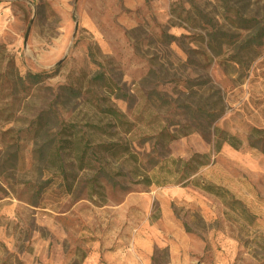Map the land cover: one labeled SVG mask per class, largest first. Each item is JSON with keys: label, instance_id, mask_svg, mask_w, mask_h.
<instances>
[{"label": "rangeland", "instance_id": "rangeland-1", "mask_svg": "<svg viewBox=\"0 0 264 264\" xmlns=\"http://www.w3.org/2000/svg\"><path fill=\"white\" fill-rule=\"evenodd\" d=\"M11 73L52 77L13 87ZM66 124L103 127L109 136L87 133L91 145H124L146 171L162 153L150 131H188L166 147L182 160L210 151L195 126L225 131L241 148L224 145L197 177L254 223L192 187L133 185L124 154L97 155L112 174L100 188L69 170L68 193L48 163ZM253 129L264 132V0H0V264H264V146Z\"/></svg>", "mask_w": 264, "mask_h": 264}, {"label": "trees", "instance_id": "trees-1", "mask_svg": "<svg viewBox=\"0 0 264 264\" xmlns=\"http://www.w3.org/2000/svg\"><path fill=\"white\" fill-rule=\"evenodd\" d=\"M259 37V34H258ZM254 44L259 43L258 39H251ZM10 64L8 61L7 64ZM11 84L13 87L19 85L22 86L25 82L31 85H39L43 80L50 79L52 73L42 74H27L25 78L19 76L18 73H11ZM97 81L103 82V76L97 75ZM111 90L109 87H107ZM75 92V96L78 95V91ZM102 114L109 121L111 126L119 129L124 134H130L133 130L134 124L127 122L124 116L115 111L114 109L107 107L102 109ZM187 114L190 119L201 121H209L208 112L203 113V110L189 109ZM86 131L78 129L74 124L63 125L58 133L54 136L50 151L48 152V163L54 170L52 177L57 178L65 183L64 187L66 191L70 193L72 184L68 183L69 170L81 171L84 173H93L92 178L88 181V187L100 188L98 178H110L112 174L105 169V161H99L97 155H108L111 158L116 157L119 154L125 164L131 161V170L129 176L133 185H141L144 187H164L167 185H179L181 187H192L204 194L211 195L217 198L224 207H226L231 213H233L238 219H242L248 226L254 223L255 217L251 215L244 205L229 194L228 191L221 187L201 181L197 175L202 168H205L213 163V157L216 156L224 145L232 149H240L242 146L241 141L236 137L228 135L225 131L219 128L213 127H201L200 125L194 128L200 130V133L204 138L210 140V151L208 154H192L188 159H171L166 155V147L177 138L186 136L188 131H174L169 133L167 128L158 129L157 131H150L153 135L156 146H159L162 153L159 154V160H149L146 164L149 165V170L146 171L144 166L139 162L137 156L130 152L129 148L121 144H95L91 145L89 139L86 137L87 133L108 137L109 134L103 127L95 124L84 125ZM149 133V134H150ZM250 138L253 140H260L262 146H264V132L253 129L250 132ZM252 147H256V144H251ZM165 152V153H164ZM69 157L68 165H65L64 157ZM121 158H119L120 161ZM97 165V166H96ZM108 162H106V166ZM116 177H124L119 172L115 173ZM74 177L72 182L74 181Z\"/></svg>", "mask_w": 264, "mask_h": 264}]
</instances>
